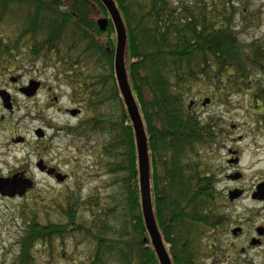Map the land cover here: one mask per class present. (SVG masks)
<instances>
[{"label": "trees", "instance_id": "1", "mask_svg": "<svg viewBox=\"0 0 264 264\" xmlns=\"http://www.w3.org/2000/svg\"><path fill=\"white\" fill-rule=\"evenodd\" d=\"M209 1L114 0L126 32L127 81L147 136L153 215L171 264L232 260L219 245L228 222L217 182L199 157L203 149L221 147L227 128L219 115H201L194 104L217 99L228 105L233 95L254 98L258 89L250 70L259 56H247L224 33L225 0ZM101 17L108 20L105 30L97 25ZM112 25L100 0H0V73L51 57L90 113L67 129L102 137L95 162L110 187L106 194L69 190L63 200L53 197L50 212L58 221L35 222L32 204L15 212L25 230L11 264H37V249L48 256L46 264L57 258L65 264H159L141 212L134 131L114 78ZM79 233L90 250L76 261L67 258L72 252L64 241Z\"/></svg>", "mask_w": 264, "mask_h": 264}, {"label": "rangeland", "instance_id": "2", "mask_svg": "<svg viewBox=\"0 0 264 264\" xmlns=\"http://www.w3.org/2000/svg\"><path fill=\"white\" fill-rule=\"evenodd\" d=\"M48 57L49 59L47 60L50 61L51 57ZM48 61L43 62L42 59H37L34 62H29L25 60L13 71L0 73V88H8L9 93L14 94L16 103L14 112L10 114L7 110L1 111L2 107L0 105V116L6 117V121L0 123V152L6 153L8 151L10 156L7 159L3 157L6 161H3L2 164L6 163L4 166L0 164V172L7 171L9 169L7 166L12 168V166L17 165L18 163L12 158L17 157L20 159L25 156L28 150L26 145H8L12 129L30 140L33 129L42 126L40 128H43L52 137V139L46 140L47 143L51 141L50 159L54 165L66 174L59 175L57 181L62 182L66 177L67 180L60 184L54 179H44L42 175H37L36 181L38 185L36 189L30 191L27 195L14 199L0 197V264H11L13 259L18 258L19 244L17 241L24 233L25 228L23 227V218L17 216L15 212H20L21 208L32 204L37 206L33 211L36 215L35 222L47 223L48 219L58 221L56 212L52 210L50 212L51 208L49 205H51L53 197L60 195V200H63L69 190H76L78 193L80 191V194L85 196L96 189H100L98 192L100 194H106L110 189V187H105L108 175H105L106 173L104 174L95 162L98 156L96 145L101 143L102 137L94 132H89L91 135H77L68 129L65 130V127L74 129L77 123L89 116L90 113L82 110L79 103V109L81 110L79 116L72 118L69 115H60L52 108L46 109L45 91L39 96L40 101L38 102L16 93V86L31 78L45 82L46 86H53V90L58 94L59 90L67 91L72 97L71 89L75 85L68 81L66 77H63L62 74L57 73L58 70L55 69L54 62L52 64ZM11 76L21 77L20 83L17 85L8 83ZM253 77L256 82H259L257 80L261 78ZM259 83L255 84L260 90L264 87ZM258 89L253 95L254 98H250L246 93H240L237 96L233 95L232 102L228 105L222 104L217 99L204 106L197 99L194 104V110L197 113H201V115H219L225 121L227 128L225 129L226 133H224L225 144L221 143V147L219 149L215 147L214 151L203 149L199 156L204 167L210 165L209 174L215 175L216 180H218L217 190L219 197H221L219 200H222L221 211L227 216L228 225L220 233L219 245L222 248L221 250L231 255L229 258L232 260L222 257L219 264H230L233 261L239 264L264 263V245L262 247H255V245L249 247L246 236L243 233L234 236V234L229 232V227L232 225H238L247 232L248 230L252 231L256 223H264V203H254L250 198L229 201L226 196V189L236 186V180L220 179L227 172V169L230 168L226 164L227 154L225 150L226 146L230 145L231 147L239 148L243 152V165L251 173V176H247V181L245 180V187L251 184V179L264 177V171L262 173L263 169H260V167H264V149H259L258 151L253 147V143L257 140L258 144L264 146V137L260 133L257 123L263 118L261 113H264V111H260L256 103V99L260 97ZM73 99L75 100V94ZM64 100V98L61 100V106L70 107L72 105L70 101L65 102ZM262 106H264V101H262L260 107ZM41 119H45L47 123H41ZM240 136H243V139ZM258 168L261 171L260 174H258ZM42 179H44V182H42ZM42 183H47L46 185L49 186L43 187ZM36 200H44L45 202H37ZM41 203L44 205H41ZM42 207L48 211L45 210L46 212H44ZM27 213H30V209L27 210ZM64 244L72 252L65 253L67 258L74 257L76 261H80L85 260L89 255L90 244L80 233L68 235ZM241 245H243V248ZM38 252V249L33 252L37 256V258H34L37 264H46L48 256L40 257L37 255ZM40 252L42 251L40 250ZM66 262L64 259L57 258L54 264H65Z\"/></svg>", "mask_w": 264, "mask_h": 264}, {"label": "flooded vegetation", "instance_id": "3", "mask_svg": "<svg viewBox=\"0 0 264 264\" xmlns=\"http://www.w3.org/2000/svg\"><path fill=\"white\" fill-rule=\"evenodd\" d=\"M243 2H246L243 4ZM217 2L209 1V5L216 4ZM225 15H228L225 19L226 26L224 27V33L230 36V41L236 42L243 47V51L246 52L247 56H259V59L254 60V62L259 65L251 66L253 76H256L258 79L254 80L253 84H262L264 87V0H225V6L221 8ZM213 12L211 8L208 10ZM216 11V10H214ZM210 33V32H209ZM8 83L17 85L21 81V77H9ZM256 83V84H255ZM1 93L7 97L8 101L6 103V107L3 105V100L0 95V105L1 111H9L10 113L14 112L15 108V96L12 93H9L8 88H0ZM45 91V102H46V109L52 108L55 112L60 115L76 117L79 116V112L75 114H71L69 111L70 109L77 108L79 109V100H74L73 96L67 91H60L59 94L53 90V86H46L45 82L39 81V79H29L28 81L18 84L16 86V93H20L24 97L32 98L37 102L40 101V95L42 92ZM65 99L64 101H70L72 104L69 106H61V100ZM260 99V100H259ZM259 99H256L257 106L259 107L260 111H264V106L260 107L262 101H264V95L260 96ZM54 105V106H53ZM5 109V110H4ZM261 113V112H260ZM262 120L257 121L259 126V131L264 137V113ZM6 121V117L1 115L0 116V123ZM41 123H47L45 119L40 120ZM79 122L77 123V125ZM42 127V126H40ZM37 127L32 131V137L30 140L25 136L20 135L14 129H12L11 134L9 135L8 145L12 144H19V145H26L28 150L25 156L20 159L17 157L12 158L17 162V165L10 166L7 171L0 172V178L3 179H10L12 177H22L28 179L27 182L29 185L26 186H19L17 187L16 191H21L22 193H15L13 196L8 194L2 195L0 193V197L4 199H14L17 197H21L30 193V191L35 190L38 182L36 181L37 175H42L44 179H54L56 182L59 175H66L63 170L59 169L56 165H54L50 159V143L51 141L46 142L47 139H52L50 135H48L43 128ZM68 127H65V130ZM258 128V127H257ZM256 128V129H257ZM61 129V128H60ZM63 129V127H62ZM224 135V134H223ZM243 139V136H240ZM261 138V137H260ZM241 139V140H242ZM226 139L223 138V142L225 144ZM254 149H264V146L258 144V140L253 143ZM226 164L230 166L227 169V172L220 178L221 180H229L235 181L236 186L228 187L226 189V196L228 197L229 201H238L239 199H246L250 198L254 203H264V177L255 178L254 180L251 179V184L248 187H245V180L247 181V176H251V173L247 171V167L243 165V152L237 147L226 146ZM8 151L0 152V164L3 161H6L7 158L10 156L8 155ZM6 158V159H3ZM236 164L235 166H233ZM262 173L264 171V167H260ZM233 170V171H232ZM258 168V174H260ZM257 174V173H256ZM255 175V174H254ZM42 179V182H44ZM67 180V177L62 181L58 182L63 184ZM219 180V181H221ZM47 183H42L43 187H47ZM11 192V188L8 189ZM13 190V189H12ZM263 206V205H261ZM264 209V207H263ZM250 226V225H249ZM237 229L236 234H244L246 236L248 246L255 245L256 246H263L264 245V223H256L253 227L252 231H244V229L238 225H232L229 227V232L233 233V229ZM243 248V245H241Z\"/></svg>", "mask_w": 264, "mask_h": 264}, {"label": "water", "instance_id": "4", "mask_svg": "<svg viewBox=\"0 0 264 264\" xmlns=\"http://www.w3.org/2000/svg\"><path fill=\"white\" fill-rule=\"evenodd\" d=\"M102 4L107 9V12L110 16V19L113 23L115 33H116V47L114 51V59H113V69L115 73L116 82L118 85V89L122 96L124 105L126 107L129 119L132 123L134 136H135V144H136V153H137V162H138V181L140 187V198H141V206L142 213L144 218V223L146 229L149 233L150 240L155 249V253L158 257L159 264H171L169 255L164 247L163 240L161 234L159 233L151 204V194H150V178H149V158H148V149H147V136L145 134V129L142 123V118L139 114L138 108L134 97L132 96L130 86L127 81L126 69L124 64V49L126 43V32L121 16L119 15V11L116 7L114 0H100ZM108 20L106 17H101L97 19V25L100 30H105L107 26ZM0 95L3 100V105L6 107V103L8 101L7 97H5L1 91ZM208 99L203 101V104H206ZM80 110V109H79ZM78 109H71L70 113L75 114L79 112ZM27 182L31 184L28 179H24L22 177H12L10 179L0 178V193L2 195L8 194L13 196L15 193L21 194V191H16L19 186L29 185ZM27 187V186H26ZM11 188V192L8 190ZM13 189V190H12ZM236 233V230L233 231Z\"/></svg>", "mask_w": 264, "mask_h": 264}]
</instances>
